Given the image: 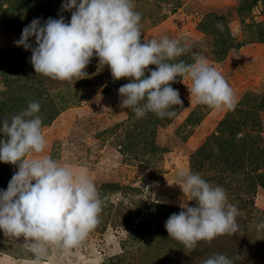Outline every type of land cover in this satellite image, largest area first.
<instances>
[{
  "label": "rangeland",
  "instance_id": "1",
  "mask_svg": "<svg viewBox=\"0 0 264 264\" xmlns=\"http://www.w3.org/2000/svg\"><path fill=\"white\" fill-rule=\"evenodd\" d=\"M132 2L142 42L179 40L189 51L171 62L192 63L198 52L226 79L233 106L198 104L190 98L191 79L177 77L170 85L183 101L174 106L176 115L137 119L120 107L118 90L129 79L113 81L107 65L98 69L95 54L86 78L37 76L31 51L15 41L33 19L63 15L68 23L71 12L62 11L64 0H0V121L38 101L45 148L28 158L50 157L83 173L102 200L99 222L81 243L70 250L50 246L41 264H203L212 254L264 264V230H257L264 219V0ZM16 171L0 162V190ZM181 173H199L224 188L242 231L199 241L194 250L169 238L164 225L180 203L196 206L177 185ZM23 241L0 230V264H32Z\"/></svg>",
  "mask_w": 264,
  "mask_h": 264
},
{
  "label": "clouds",
  "instance_id": "2",
  "mask_svg": "<svg viewBox=\"0 0 264 264\" xmlns=\"http://www.w3.org/2000/svg\"><path fill=\"white\" fill-rule=\"evenodd\" d=\"M61 8L71 12L70 22L63 15L43 23L33 19L15 41L17 47L31 51L30 63L37 76L58 81L86 78L85 69L95 54L98 69L107 65L113 81L129 79L118 90L120 107L137 119L149 113L161 119L176 115L174 106L183 101L170 85L177 77L191 79L190 98L195 96L198 104L215 109L233 106L234 93L226 79L198 52L191 53L192 63L171 62L189 51L179 40L163 37L159 42H142L141 15L134 11L132 0H64ZM217 28L223 30V25L218 22ZM150 65L155 69H149ZM39 112V102L29 101L10 120L0 121L4 137L0 162L18 167L7 190H0V230L8 238H24L22 246L34 254L32 264H41L50 246L77 247L97 225L102 211L96 186L83 173L75 174L50 157L28 158L45 148ZM177 185L186 201H195L196 206L180 203L181 211L164 225L169 238L194 250L199 241L242 231L236 222L238 208L228 202L224 188L213 186L199 173H181ZM257 230H264V219ZM239 259L238 255L212 254L203 264H236Z\"/></svg>",
  "mask_w": 264,
  "mask_h": 264
}]
</instances>
